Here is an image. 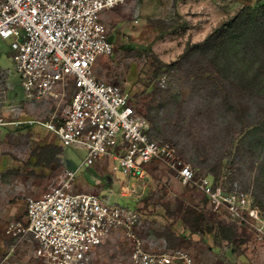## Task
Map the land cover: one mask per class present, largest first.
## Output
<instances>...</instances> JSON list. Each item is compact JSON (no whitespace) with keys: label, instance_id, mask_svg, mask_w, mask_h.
Returning <instances> with one entry per match:
<instances>
[{"label":"rangeland","instance_id":"1","mask_svg":"<svg viewBox=\"0 0 264 264\" xmlns=\"http://www.w3.org/2000/svg\"><path fill=\"white\" fill-rule=\"evenodd\" d=\"M256 2L129 0L102 13L113 52L98 59L95 76L129 94L135 110L148 123V134L158 144L169 145L173 158L161 156L142 178H126L117 160L103 157L79 169L76 188L129 209L136 218L135 234L144 246L182 250L195 264H264L263 219H254L246 210L242 218L232 217L224 204L212 202L198 184L182 186L172 168L173 160H181L190 166L197 182L207 176L215 189L237 190L250 209L264 218V92L248 96L228 85L232 76L208 75L214 68L194 53L182 58L218 23ZM11 55L10 40L0 39V70L8 74L1 85L9 98L21 102V119L48 116L56 107L53 104L27 106L22 101ZM207 69L211 71L204 72ZM254 70L255 66L251 74ZM163 75L165 86L160 83ZM219 82L225 84L226 92L213 90ZM3 131L0 264H38L33 238L25 235L16 241L7 235V228L25 225L27 199L57 186L66 169L81 166L87 150L81 146L61 150L53 133L34 123ZM132 246L124 230L115 231L98 247L94 264H129Z\"/></svg>","mask_w":264,"mask_h":264},{"label":"built area","instance_id":"2","mask_svg":"<svg viewBox=\"0 0 264 264\" xmlns=\"http://www.w3.org/2000/svg\"><path fill=\"white\" fill-rule=\"evenodd\" d=\"M128 1L0 0V39L10 40L22 101L27 106H56L46 117L23 121L22 104L8 97L1 85L7 72L0 70V138L4 128L28 122L53 133L62 148L87 150L81 166L66 169L57 186L27 199L25 225L7 228V235L16 241L25 235L33 238L38 264H94V251L119 230L133 241L129 264H195L182 250L144 246L134 231L136 218L125 206L110 204L97 193L74 191L79 169L103 157L117 160L126 178H142L148 165L161 156L173 158L169 145L158 144L148 134V123L135 110L129 94L94 73L98 59L113 52L100 14ZM160 81L165 86L166 76ZM172 168L182 186L198 184L212 202L224 204L232 217L242 218L246 210L254 219H263L264 225L259 211L251 210L237 190L215 189L207 176L197 182L190 166L181 160H173Z\"/></svg>","mask_w":264,"mask_h":264},{"label":"trees","instance_id":"3","mask_svg":"<svg viewBox=\"0 0 264 264\" xmlns=\"http://www.w3.org/2000/svg\"><path fill=\"white\" fill-rule=\"evenodd\" d=\"M218 24L204 40L184 53L182 58L194 53L199 61L214 68L208 75L216 72L218 77L232 76L233 81L228 85L246 94L264 92V0L243 6L232 18ZM254 66L256 71L251 74ZM224 86L220 82L216 83L213 90L225 91ZM59 147L62 148L61 145Z\"/></svg>","mask_w":264,"mask_h":264},{"label":"crops","instance_id":"4","mask_svg":"<svg viewBox=\"0 0 264 264\" xmlns=\"http://www.w3.org/2000/svg\"><path fill=\"white\" fill-rule=\"evenodd\" d=\"M124 10V9H123ZM138 11H137V8H136V13H137ZM103 13V12H102ZM102 13L100 14V20H101V22H102V24L104 25V22H106V20L104 19V18H102ZM133 13V12H132ZM103 20V21H102ZM2 70V69H1ZM97 77H100V75H98ZM102 78V77H101ZM9 97V96H8ZM10 100H13L12 98H10ZM30 125H32V124H30ZM12 129H13V127H11ZM39 128H42V127H40L39 126ZM43 130H45L44 128H42ZM46 131V130H45ZM2 132H4V131H2ZM2 135V134H1ZM58 141V140H57ZM58 143H59V141H58ZM60 144V143H59ZM60 146V145H59ZM63 148H61V150H62ZM93 179V178H92ZM96 180V179H95ZM77 186V185H76ZM76 186H75V188H74V191H78V192H90V191H87V190H85V191H83V189H78V188H76ZM97 250H98V248L94 251V253H93V261H94V259H95V256H96V254H97Z\"/></svg>","mask_w":264,"mask_h":264}]
</instances>
